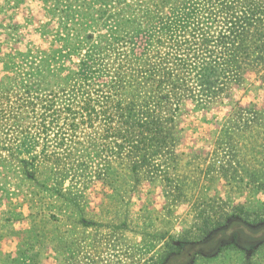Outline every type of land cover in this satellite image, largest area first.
I'll return each mask as SVG.
<instances>
[{"label": "trees", "instance_id": "obj_1", "mask_svg": "<svg viewBox=\"0 0 264 264\" xmlns=\"http://www.w3.org/2000/svg\"><path fill=\"white\" fill-rule=\"evenodd\" d=\"M96 4L99 12L90 6L81 12L83 44L54 49L56 59L29 58L1 69L11 73V83L0 92V170L76 208L83 227L89 222L78 208L90 186L116 191L159 183L173 191L198 184L213 167L181 163L186 153L179 143L221 127L219 143L232 147L260 124L258 100L244 103L248 82L264 94V0ZM227 165L224 181L235 174ZM187 172L191 181L177 177ZM263 179L255 182L258 190L264 191ZM78 188L80 196H71ZM225 214L217 228L248 223L239 207ZM200 230L211 235L206 223ZM194 242H166L155 264H167Z\"/></svg>", "mask_w": 264, "mask_h": 264}, {"label": "rangeland", "instance_id": "obj_2", "mask_svg": "<svg viewBox=\"0 0 264 264\" xmlns=\"http://www.w3.org/2000/svg\"><path fill=\"white\" fill-rule=\"evenodd\" d=\"M98 1L0 0V92L11 83V73L1 71L2 65L29 58L56 59L54 49L65 43L83 44L87 31L79 26L85 23L81 12L86 8L87 14L88 6L99 12ZM71 29L76 38L67 36ZM70 61L77 58L70 56ZM248 84L250 93L244 103L257 99L255 110L260 119L249 135L235 139L232 147L225 149L217 136L221 127L212 128V135L186 136L177 146L186 153L181 163L195 162L202 171L213 167L201 175L198 184L173 191L159 183L137 187L123 184L116 191L90 186L83 194L88 200L78 208L89 222L87 227L79 223L76 208L62 205L54 193L18 182V176L0 170V264H68V241L73 231L88 232L98 241L105 240L107 246L120 235L122 264H155L164 253L165 243L178 240L196 242L167 264H264V248L259 247L264 243V191L255 184L264 178V94L256 89L255 81ZM191 150L197 153L196 158ZM227 161H231L235 174L224 181L220 173L221 167L228 166ZM177 177L188 182L193 174ZM68 186L65 182L63 194ZM79 189L70 191L71 196H80ZM102 194L110 200L101 204L96 199ZM233 207L242 210L248 223L233 221L217 228L221 217ZM205 223L211 230L208 237L200 230Z\"/></svg>", "mask_w": 264, "mask_h": 264}, {"label": "flooded vegetation", "instance_id": "obj_3", "mask_svg": "<svg viewBox=\"0 0 264 264\" xmlns=\"http://www.w3.org/2000/svg\"><path fill=\"white\" fill-rule=\"evenodd\" d=\"M119 234L121 233H117V235ZM68 245L70 253L68 264H122L120 235L118 240L109 242L107 246L105 240L99 239L98 241L95 239V236L90 235L88 232L80 233L73 231L70 233ZM96 246L99 248H96ZM184 248L180 255H183ZM97 250L99 251V257L95 256ZM84 255L87 256L85 257ZM134 259L136 260V257Z\"/></svg>", "mask_w": 264, "mask_h": 264}]
</instances>
